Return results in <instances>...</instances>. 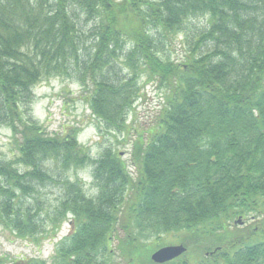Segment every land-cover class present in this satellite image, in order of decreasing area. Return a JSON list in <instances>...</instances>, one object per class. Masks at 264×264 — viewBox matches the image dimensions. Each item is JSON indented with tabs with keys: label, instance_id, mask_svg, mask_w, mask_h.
Listing matches in <instances>:
<instances>
[{
	"label": "trees",
	"instance_id": "1",
	"mask_svg": "<svg viewBox=\"0 0 264 264\" xmlns=\"http://www.w3.org/2000/svg\"><path fill=\"white\" fill-rule=\"evenodd\" d=\"M178 38L184 56L165 57ZM60 77L114 139L128 138L141 80L156 85L134 172L113 146L92 158L78 127L49 135L32 118L33 88ZM1 129L15 152L0 154V227L36 246L67 218L70 228L51 260L0 264H112L116 229L123 249L185 233L214 240L197 264H264V0H0ZM86 167L91 196L69 176ZM49 185L59 196L48 231L38 194ZM179 258L166 264H189Z\"/></svg>",
	"mask_w": 264,
	"mask_h": 264
},
{
	"label": "rangeland",
	"instance_id": "2",
	"mask_svg": "<svg viewBox=\"0 0 264 264\" xmlns=\"http://www.w3.org/2000/svg\"><path fill=\"white\" fill-rule=\"evenodd\" d=\"M203 23L201 20L194 22V25L201 27ZM185 50L186 45L183 44L181 38H178L173 42V45L166 48L164 56L180 60L184 56ZM141 84L140 98L134 104L133 110L127 119L128 138L124 135L117 136L114 139L100 130V126L93 119L91 111L84 102L78 85L66 77L44 79L33 88L34 102L31 106V116L49 135H59L66 127H78L77 141L88 150L92 158H99L106 147L113 146L120 154L122 161L126 163L128 171L134 172L129 163L133 143L139 140V136L146 141L155 121V113L162 100L161 92L157 90L154 83H145V80L142 79ZM140 141L142 140L140 139ZM13 152L15 151L10 132L1 129L0 154L4 159L10 160ZM90 170V168L86 167L69 173L72 178L82 181L88 196L96 194L92 179H84V176H90ZM38 196L45 203L44 210L40 213V218L42 223L45 224L44 228L49 231L51 227H46V225H49V220L45 216H47L46 212L49 213L56 205L59 190L56 186L49 185L39 189ZM67 219L55 232L54 239L51 240L49 236L47 239L41 238L38 246L28 240L21 241L0 227V257L8 261H21L32 258L51 260L55 245L69 233L70 224ZM249 225L250 222H243V225L238 226L237 229H244L243 227ZM116 230L117 232L109 244V249L113 255L112 264H154L151 261L153 253L165 247L182 245L181 241L184 237H187L190 247L184 253L185 255H182V258L186 259L189 264H197L202 258L200 249L204 246H212L214 243L212 238L194 237L191 234L184 233L182 235L162 236L159 239L149 238L145 241L141 239L140 242L134 245V248L127 246L123 249L124 235L120 230ZM232 231L235 232L236 230ZM38 238L40 237L38 236ZM230 239L231 237L225 235L222 242ZM121 247L122 250H120ZM185 248L187 250V247Z\"/></svg>",
	"mask_w": 264,
	"mask_h": 264
},
{
	"label": "water",
	"instance_id": "3",
	"mask_svg": "<svg viewBox=\"0 0 264 264\" xmlns=\"http://www.w3.org/2000/svg\"><path fill=\"white\" fill-rule=\"evenodd\" d=\"M235 224L242 225L241 219H238ZM185 252L186 248L183 245L165 247L153 253L151 255V261L154 264H166L181 257Z\"/></svg>",
	"mask_w": 264,
	"mask_h": 264
},
{
	"label": "clouds",
	"instance_id": "4",
	"mask_svg": "<svg viewBox=\"0 0 264 264\" xmlns=\"http://www.w3.org/2000/svg\"><path fill=\"white\" fill-rule=\"evenodd\" d=\"M84 179L91 180V177L90 176H84Z\"/></svg>",
	"mask_w": 264,
	"mask_h": 264
}]
</instances>
